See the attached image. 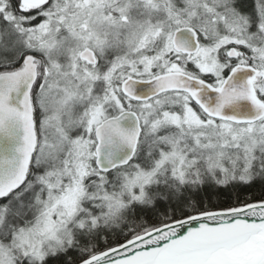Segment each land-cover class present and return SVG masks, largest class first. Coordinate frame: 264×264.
<instances>
[{"label": "snow or ice", "instance_id": "obj_1", "mask_svg": "<svg viewBox=\"0 0 264 264\" xmlns=\"http://www.w3.org/2000/svg\"><path fill=\"white\" fill-rule=\"evenodd\" d=\"M0 264H264V0H0Z\"/></svg>", "mask_w": 264, "mask_h": 264}]
</instances>
